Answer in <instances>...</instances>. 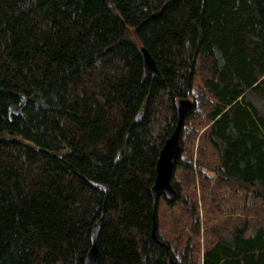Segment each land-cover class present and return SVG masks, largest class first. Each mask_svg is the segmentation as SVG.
Returning a JSON list of instances; mask_svg holds the SVG:
<instances>
[{
	"label": "trees",
	"instance_id": "trees-1",
	"mask_svg": "<svg viewBox=\"0 0 264 264\" xmlns=\"http://www.w3.org/2000/svg\"><path fill=\"white\" fill-rule=\"evenodd\" d=\"M179 99L181 154L198 137L215 180L264 203V0H0V264H83L96 224L97 264H264L262 225L201 260L191 236L181 262L159 237L150 189Z\"/></svg>",
	"mask_w": 264,
	"mask_h": 264
},
{
	"label": "rangeland",
	"instance_id": "rangeland-1",
	"mask_svg": "<svg viewBox=\"0 0 264 264\" xmlns=\"http://www.w3.org/2000/svg\"><path fill=\"white\" fill-rule=\"evenodd\" d=\"M194 87L197 91V83ZM184 149L180 159L191 165L195 184L186 187L181 168H175L173 179L181 183L180 201L176 200L169 208L160 198L156 205L158 235L169 245L177 262H181L187 237H192L193 258L201 260L207 244L215 242L218 236H230L235 227L244 223L249 234L264 226V203L260 199L215 180L218 162L207 144L200 145L196 137ZM195 220L200 225L199 237L191 235Z\"/></svg>",
	"mask_w": 264,
	"mask_h": 264
},
{
	"label": "water",
	"instance_id": "water-1",
	"mask_svg": "<svg viewBox=\"0 0 264 264\" xmlns=\"http://www.w3.org/2000/svg\"><path fill=\"white\" fill-rule=\"evenodd\" d=\"M142 59V72L144 77H154L162 80L157 69L155 61L152 59L148 51L140 48ZM24 97L20 98L17 105L10 106L8 116H17L21 114L24 106ZM193 108V103L188 99H179L175 103L176 123L172 134L164 141L160 148L155 164L154 181L150 189V197L153 207L157 205L160 198H163L167 203H174L178 199V194L171 185V180L175 171L174 163L180 159V132L184 120L190 115ZM141 114L137 116V121L140 120ZM100 232V227L96 224L90 232V248L86 254L83 264H97L99 253L97 248V240ZM168 264H176L173 259H170Z\"/></svg>",
	"mask_w": 264,
	"mask_h": 264
},
{
	"label": "bare ground",
	"instance_id": "bare-ground-1",
	"mask_svg": "<svg viewBox=\"0 0 264 264\" xmlns=\"http://www.w3.org/2000/svg\"><path fill=\"white\" fill-rule=\"evenodd\" d=\"M236 180V179H235Z\"/></svg>",
	"mask_w": 264,
	"mask_h": 264
}]
</instances>
